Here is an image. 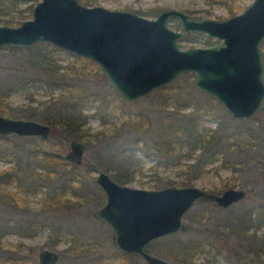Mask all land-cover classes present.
Masks as SVG:
<instances>
[{
	"label": "rangeland",
	"instance_id": "1",
	"mask_svg": "<svg viewBox=\"0 0 264 264\" xmlns=\"http://www.w3.org/2000/svg\"><path fill=\"white\" fill-rule=\"evenodd\" d=\"M36 1L0 0V7L10 12L11 15H15L20 22L31 17V8ZM250 1L233 0L232 4L236 8L235 13L243 10ZM96 4L108 8L130 10L148 18H152L159 10L165 8L181 11L192 10L199 18L223 19L229 16L225 5L217 0H99ZM143 9H153V12L152 14L137 12ZM196 16L192 18H198ZM7 17L6 13L1 12L0 24ZM167 25L173 29L179 28V22L174 18H169ZM214 40L215 38L206 37L202 33L189 31L185 37L178 41V44L180 47L208 46ZM57 48L58 50L53 55L56 61L61 64L79 56L65 49ZM260 50L262 53L261 80L264 84V50L261 47ZM28 54H30V50L23 52L24 56H29ZM14 58L15 53L9 52L6 46H0V77L3 79L9 74V71L15 72V68H18L17 63L13 61ZM178 76L169 82L171 88L162 91V93L168 94L167 98L163 100L157 97L159 92L154 90L155 88L134 100H128L117 94L107 84L104 76L99 79L90 78L86 84L77 79L75 81L82 84L80 96L91 90L97 93L94 97H89L83 102V112L87 115V124L90 130L93 131L100 127L98 115L102 114L106 125L112 127L115 125L119 133L122 134L110 142L118 145L125 139L124 143L133 148V154L141 161L142 175H135L133 181L125 183L126 185L151 188L148 187L153 182L149 180L151 172L149 168L155 165L157 176L170 179L173 182L181 180L182 175H178V171L184 169L186 170L184 174L189 178L190 183L187 185L210 190L212 187H221L229 182L231 183L230 187H240L245 190V196L241 200L224 208L212 203L202 204L196 201L184 214L185 228L174 232V234L170 233L172 236L163 235L154 240L150 247L151 250L149 249L150 253L162 257L155 253V249H164V244L170 240L175 242L200 240L202 242L203 239H206L208 244H203L204 252L195 258V264H236L240 260H247L250 264H264V254L254 257L247 251L255 245V242L247 243L229 237L220 226L214 224L217 219H227L231 212L246 209L258 202L264 203V199L257 196L258 191L264 186V95L259 107L251 116L240 118L244 119L243 125L247 126V130L251 131L254 136L256 135L254 139H251L250 147L242 143L243 138L225 139L229 150L231 148L235 152L236 159L243 161L241 177H239L237 165L231 166L221 162L219 152L214 153L212 162L201 165V170L194 168L195 165L187 168V165L194 163L192 158L181 159L180 165L176 167L164 163L167 154L164 148L170 145L176 146L178 141L185 139L187 135L182 127L187 118L191 117L198 132L201 133L205 132L208 127L216 125L218 120L234 124V120L237 119L233 118L217 100L199 89L193 82V75L189 77L188 81ZM44 80H50V77L38 74L35 81L26 90H12L8 96V103L13 109L21 104H26L29 107H42L47 104V110L52 109L53 105H50L49 101L55 100L59 90L57 86L48 87ZM22 137L24 136L9 135L5 139L0 137V169L16 162L18 167L24 168L22 171H26L24 163L19 162L25 160L27 151L33 146L47 147L40 139L28 142ZM135 137L139 139L136 144L133 143ZM46 141L49 143V149L62 155L67 150L68 142L60 144L52 135L48 136ZM101 149L102 146L99 143L86 146L82 154V161L94 162V157ZM251 155L258 160L257 166L249 159ZM61 170L67 171L65 166L61 167ZM79 171L86 188L100 193L99 201L96 204H81L73 209L38 211L35 216L18 214L11 209L9 212L0 211V224L5 225L9 220V227L1 238L0 264H38L37 250L51 249L47 243L52 241L54 242L53 250L58 253V259L54 264H146L141 258L133 255L125 258L122 252L112 244L109 228L92 216V210L103 201V195L94 182V176L98 170L87 173L84 171V166L79 164ZM53 182V180L40 182L36 196L31 200L34 201L36 197L48 191ZM167 185L185 186L166 182L160 187ZM32 203L35 205L34 202ZM203 206L205 207L204 215L198 219L197 216ZM260 216L264 218V214ZM19 219L32 221L29 226L31 234L20 236L12 228L10 222L14 223ZM53 228L54 231H52ZM49 231H52L51 236L48 235ZM9 250L12 252L9 253ZM233 251L239 252L240 259H232Z\"/></svg>",
	"mask_w": 264,
	"mask_h": 264
},
{
	"label": "water",
	"instance_id": "2",
	"mask_svg": "<svg viewBox=\"0 0 264 264\" xmlns=\"http://www.w3.org/2000/svg\"><path fill=\"white\" fill-rule=\"evenodd\" d=\"M176 18L179 28L167 25ZM189 31L215 38L208 46L179 47ZM264 36V0H251L243 10L223 19L192 18L184 11L165 8L152 17L136 12L84 5L78 0H37L31 17L16 25H0V46L24 47L47 42L92 60L118 94L134 100L168 84L183 72L194 84L217 100L233 118L251 116L264 95L259 42ZM48 123L0 113V136H38L46 139ZM86 145L68 141L62 155L79 165ZM94 182L103 201L92 216L110 230L112 244L124 254L146 264H174L149 252L156 238L185 228V212L200 199L227 207L245 196L240 187L219 193L194 185L138 188L114 181L98 170ZM38 264H54L58 253L37 250ZM236 264H250L240 260Z\"/></svg>",
	"mask_w": 264,
	"mask_h": 264
},
{
	"label": "trees",
	"instance_id": "3",
	"mask_svg": "<svg viewBox=\"0 0 264 264\" xmlns=\"http://www.w3.org/2000/svg\"><path fill=\"white\" fill-rule=\"evenodd\" d=\"M78 1L84 5H94L99 0ZM217 2L225 5L227 15L235 14L236 8L232 4L233 0H217ZM184 11L191 17L197 15L192 10ZM137 12L152 14L153 9H143ZM196 17L199 18L198 15ZM5 23L10 25L17 24L18 20L15 15L9 14ZM259 46L264 50V39L260 41ZM6 48H8L9 52L15 53L13 61L17 63L18 68H15V72L9 71V74L4 79L0 77L1 114L48 123L51 126L50 135L54 136L60 144H65L70 139L80 140L86 146L92 143L101 144L102 149L94 157V162L86 163L81 161L80 163V165L84 166V171L87 173L92 170L105 171L119 184L133 181L135 175H142L141 161L133 154V148L124 143L126 140L123 139L124 142L118 145L110 142V140L117 136H122L115 125L113 127L106 125L107 123L100 113L98 115L99 128L91 131L87 124V115L83 112V102L89 97H94L97 93L91 90L80 96L79 92L82 91V84L80 82L86 84L90 78L99 79L103 76L93 61L86 57L75 56L65 64H61L56 61L53 55L58 48L47 44V42H37L26 47L6 46ZM26 50H30L29 56L23 55V52ZM38 74L50 77V80H44V83L48 87H58L59 91L54 98L55 100L49 101L51 102L50 105H53L52 109L47 110V104H44L42 107H29L26 104H21L16 109H13L8 103V96L11 91L26 90L35 81ZM191 75V73L183 72L178 77H183L188 81ZM75 79L80 82L77 83L78 81H75ZM169 88H171V84L168 83L154 90L159 92L157 97L163 100L167 98L168 94L162 93V91ZM243 121L244 119H235L234 124H230L223 120H218L216 125L211 128L208 127L205 132L201 133L198 132L197 126L192 122L191 117L187 118L182 127L187 136L184 140L178 141L176 146L170 145L167 148L165 146L164 149L167 154L164 163L177 167L180 165L181 159L192 158L194 163L187 165V168L195 165L194 168L201 170V165L212 162L214 153L219 152L221 154V162L231 166L237 165L239 177H241L243 161L236 159L235 152L231 148L229 150L225 139L243 138L244 141L242 143L250 147L251 139H254L256 135L254 136L251 131L247 130V126L243 125ZM22 138L28 142L40 139L47 147L41 148L38 145L33 146L27 151L25 160L19 162L21 164L24 163L26 171H22L24 168L18 167L16 162L13 165L0 169V211L9 212V209H11L18 214L35 216L38 211L73 209L81 204H96L99 201L101 197L100 193L96 190L91 191L87 189L83 183L79 165L71 163L62 154L49 149V143L46 141L47 138L42 139L36 136H24ZM138 140L135 137L133 143L136 144ZM249 159L255 163V166L258 165V160L253 155L249 156ZM64 166L67 171H60L61 167L63 168ZM149 169L151 170L149 180L153 182L148 187L157 188L166 182L168 184L177 183L179 185L190 184L189 178L184 174L186 171L184 169L178 171V175H182L181 180L178 182L157 176L155 165ZM46 180H53L54 182L49 186L48 191H45L32 201L31 198L36 196L37 187L40 182H45ZM230 185L231 183L228 182L221 187H212L210 191L219 193L223 188L230 187ZM257 196L264 199V186L258 191ZM197 201L202 204L212 203L215 205L211 199H200ZM263 204L258 202L246 209L231 212L227 219H217L216 223H214L216 226H220L229 237L240 239L247 243L255 242V245L247 250L254 257L264 254V218L260 216L264 214ZM204 211L205 207L203 206L199 211V216H197L198 219L204 215ZM12 222H10L12 228L20 236L31 234L29 233V226L32 221L19 219L17 222ZM8 227L9 220L5 225L0 224V248L2 247V235ZM54 230L53 228L52 231ZM52 231H49V236H51ZM172 234L164 236L168 237L172 236ZM152 242L149 244L148 250H151ZM203 244H208V241L206 239H203L202 242L200 240H194L193 242H175L174 240H170L164 244V249H155V253L174 264H195V258L204 252ZM47 246L53 249L54 242L47 243ZM10 252L12 251L9 250ZM122 254L125 258L132 256L131 254ZM232 259H240L238 251H233Z\"/></svg>",
	"mask_w": 264,
	"mask_h": 264
},
{
	"label": "flooded vegetation",
	"instance_id": "4",
	"mask_svg": "<svg viewBox=\"0 0 264 264\" xmlns=\"http://www.w3.org/2000/svg\"><path fill=\"white\" fill-rule=\"evenodd\" d=\"M34 4H35V3H34ZM94 5H95V4H94ZM129 11H130V10H129ZM1 12L6 13L8 16H9V14H11L10 12H8L7 10H5V9L2 8V7H0V13H1ZM156 14H157V13H156ZM156 14H155V15H156ZM155 15H154V16H155ZM154 16H153V17H154ZM189 16H190V15H189ZM7 18H8V17H7ZM7 18H6V19H7ZM201 18H202V17H201ZM6 19H5V20H6ZM27 19H28V18H27ZM174 19H176V18H174ZM5 20H4V22H3L2 24H0V25H3V24H4V25H10V24H8V23H5ZM24 20H25V19H24ZM176 20H177V19H176ZM177 21H178V20H177ZM20 22H21V21H20ZM18 23H19V22H18ZM18 23H17V24H18ZM12 25H16V24H12ZM187 33H188V32H187ZM187 33H186V34H187ZM186 34H185V35H186ZM185 35H184L183 37H185ZM1 46H9V45H1ZM179 47H180V46H179ZM91 61H92V60H91ZM95 64H96V63H95ZM97 67H98V66H97ZM98 68H99V67H98ZM99 70H100V68H99ZM100 72H101V70H100ZM101 73H102V72H101ZM102 75H103V73H102ZM103 76H104V75H103ZM104 78H105V77H104ZM105 81H106V80H105ZM113 90H114V89H113ZM114 91H115V90H114ZM115 92H116V91H115ZM119 95H120V94H119ZM122 97H123V96H122Z\"/></svg>",
	"mask_w": 264,
	"mask_h": 264
}]
</instances>
